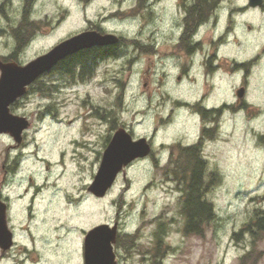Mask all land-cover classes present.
<instances>
[{"label":"rangeland","instance_id":"obj_1","mask_svg":"<svg viewBox=\"0 0 264 264\" xmlns=\"http://www.w3.org/2000/svg\"><path fill=\"white\" fill-rule=\"evenodd\" d=\"M135 7L134 0H0V59L14 53L15 30L23 43L15 58L21 65L89 25L124 39L121 56L100 63L92 80L76 82L49 72L10 106L30 126L18 147L9 135H0V195L9 198L7 223L14 235L0 264H24L26 258L32 264H83L86 234L115 221L121 234L137 233L119 235L124 247L115 246L117 264H264V230L252 219L255 211H264L259 120L228 116L231 121L211 149L217 154L208 164L213 177L203 179V200L215 217L199 234L184 230V185L162 176L147 158L127 166L104 197L88 192L114 129L147 138L157 116L165 117L169 109L147 110V85L164 77L160 45L172 16L156 8L151 17ZM152 31L155 53H148L143 47ZM132 39L142 47L128 46ZM196 129L194 117L176 110L158 129L155 143L187 141ZM6 169L11 172L4 174ZM79 189L93 203L73 205ZM161 232L160 242L154 236ZM129 238L133 245L126 244Z\"/></svg>","mask_w":264,"mask_h":264},{"label":"flooded vegetation","instance_id":"obj_2","mask_svg":"<svg viewBox=\"0 0 264 264\" xmlns=\"http://www.w3.org/2000/svg\"><path fill=\"white\" fill-rule=\"evenodd\" d=\"M134 2L136 10L145 11L151 17L156 8L172 16L160 45L164 77L147 85V110L151 112L157 109L161 113L166 106L169 107L165 117L157 116L156 126L151 127L146 138L149 153L145 158L151 161L153 167L166 178H191L199 175L203 179H211L214 171L208 169V164L217 155L211 149L221 140L226 121H231L227 119L228 116L240 115L246 122L259 120L257 138L264 147V0ZM89 26L86 31L106 33L101 27ZM153 35L152 31L150 42L143 47L147 48L148 53H155ZM123 41L119 37L118 44L82 50L89 53L105 52L92 56L90 72L89 68H78L74 74L63 75L58 64L65 58L51 72L66 76L68 80L88 82L94 78L100 63L114 61L121 56ZM131 41L128 46L135 51L142 47L136 39ZM253 98L256 100L251 102ZM176 110L195 118V134L187 136V141L178 139L155 143L158 129L169 123ZM102 116L105 118V110ZM119 128L122 127L115 128L114 132ZM129 132L133 139L138 138ZM161 162L165 164L162 169L158 167ZM197 168L200 170L197 171ZM10 172L11 169H6L4 174ZM0 200L5 203L8 211L9 198L0 195ZM114 224L117 225V234L113 251L115 246L118 247L119 235L137 234H121L118 223L115 221ZM4 254L6 252L1 253L0 258Z\"/></svg>","mask_w":264,"mask_h":264},{"label":"water","instance_id":"obj_3","mask_svg":"<svg viewBox=\"0 0 264 264\" xmlns=\"http://www.w3.org/2000/svg\"><path fill=\"white\" fill-rule=\"evenodd\" d=\"M119 38L111 33L95 30L83 31L59 42L46 53L26 64L0 60V135L8 134L16 145L22 141V133L30 126L25 117L13 115L10 106L26 94L27 88L40 76L49 72L67 56L93 46L118 44ZM149 153L145 138L134 140L124 129L114 132L104 149L98 171L87 188L95 197H103L112 187L117 175L131 162ZM117 227L101 224L93 227L84 239L83 264H116L112 245ZM13 244V234L7 226L6 205L0 201V250L5 252Z\"/></svg>","mask_w":264,"mask_h":264},{"label":"trees","instance_id":"obj_4","mask_svg":"<svg viewBox=\"0 0 264 264\" xmlns=\"http://www.w3.org/2000/svg\"><path fill=\"white\" fill-rule=\"evenodd\" d=\"M86 2L88 0H85ZM27 8V6H26ZM27 10V9H26ZM25 19V16H24ZM14 34L18 40L17 47L14 51V53L10 54L7 57H2L1 60L4 62H16V56L18 51L23 47V43H21V38H19V32L18 30L14 31ZM92 52V53H91ZM103 52V53H101ZM104 54L105 52L102 51H90L84 52L79 51L78 53H75L58 64V69L62 72L63 75L65 73L71 74L75 73L78 68H89V66H92V56L94 54ZM91 68L88 69V72H90ZM41 80L38 79L31 87H29L28 92L34 89V87L40 85ZM40 89V88H37ZM187 166V165H185ZM197 171L200 170V168L196 169ZM196 174V173H195ZM178 181L184 185V193H185V201L182 205V213L185 217V232L186 233H196L199 234L201 231V226L205 223H207L209 220L213 219L215 215L212 212L211 205L203 200L204 192L206 189V183L199 175H193L191 178H177ZM255 220L254 226L257 230H264V211L259 210L254 212V218ZM248 231V230H247ZM164 232L159 236H154L156 240L160 239V242L162 241ZM119 236L117 238V246L124 247V245L121 243ZM126 244L133 245L132 238H129L128 241H125ZM249 254H246L244 258Z\"/></svg>","mask_w":264,"mask_h":264},{"label":"bare ground","instance_id":"obj_5","mask_svg":"<svg viewBox=\"0 0 264 264\" xmlns=\"http://www.w3.org/2000/svg\"><path fill=\"white\" fill-rule=\"evenodd\" d=\"M59 167V165H58ZM79 191V195L76 196L74 199H73V205L75 204H78L80 202H83L85 205L89 204V203H93V201L95 200L94 198H92L90 195H84L81 193V189L78 190ZM52 232L50 231V234ZM54 262L56 261H60V259L58 258H54L53 260ZM24 264H32L33 263V259L32 261L31 260H28L27 258L23 260Z\"/></svg>","mask_w":264,"mask_h":264}]
</instances>
